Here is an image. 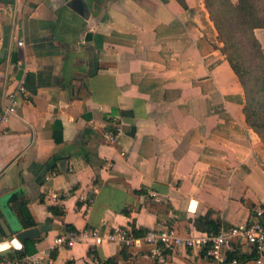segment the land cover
<instances>
[{
  "label": "crops",
  "instance_id": "crops-1",
  "mask_svg": "<svg viewBox=\"0 0 264 264\" xmlns=\"http://www.w3.org/2000/svg\"><path fill=\"white\" fill-rule=\"evenodd\" d=\"M222 47L205 0H0V113L20 84L30 96L0 123L2 260L214 264L106 236L241 226L264 206V142ZM12 227L40 235L22 243ZM88 227L101 243L55 245Z\"/></svg>",
  "mask_w": 264,
  "mask_h": 264
},
{
  "label": "built area",
  "instance_id": "built-area-1",
  "mask_svg": "<svg viewBox=\"0 0 264 264\" xmlns=\"http://www.w3.org/2000/svg\"><path fill=\"white\" fill-rule=\"evenodd\" d=\"M22 45L23 41L20 40ZM29 92L24 84H20L8 95V105L0 113V123L11 115L18 113L20 104L29 100ZM113 133L108 138L113 139ZM58 199L60 194H53ZM95 238V244L101 243L103 236L97 228H84L80 231H69L55 239V245L72 244L77 240ZM106 238L118 241L128 248L132 246H147L150 257L157 262H164L169 252L179 249H193L212 260L214 264H243L240 251L244 246L258 254L257 264H261L264 257V206L253 208L248 222L244 225H221L219 229L195 230L182 234L174 224L164 223L161 227L151 228L142 236H134L131 231L115 227ZM40 260L34 255H25L21 258L13 256L6 258L0 264H34ZM49 264H55L49 259Z\"/></svg>",
  "mask_w": 264,
  "mask_h": 264
},
{
  "label": "trees",
  "instance_id": "trees-1",
  "mask_svg": "<svg viewBox=\"0 0 264 264\" xmlns=\"http://www.w3.org/2000/svg\"><path fill=\"white\" fill-rule=\"evenodd\" d=\"M205 3L223 42L222 51L245 89L247 121L264 142V49L256 35V29H264V9L258 0H205ZM204 222L206 230H216L210 220ZM13 256L17 255L8 254L3 260Z\"/></svg>",
  "mask_w": 264,
  "mask_h": 264
},
{
  "label": "water",
  "instance_id": "water-1",
  "mask_svg": "<svg viewBox=\"0 0 264 264\" xmlns=\"http://www.w3.org/2000/svg\"><path fill=\"white\" fill-rule=\"evenodd\" d=\"M15 194H12L11 197H15ZM10 200V198H9ZM1 222H3V220H1ZM13 228V232L15 233L16 237L22 242H26L27 239L29 238H35L38 237L40 235L39 229L37 227H30V228H26V229H20L18 227H12Z\"/></svg>",
  "mask_w": 264,
  "mask_h": 264
},
{
  "label": "rangeland",
  "instance_id": "rangeland-1",
  "mask_svg": "<svg viewBox=\"0 0 264 264\" xmlns=\"http://www.w3.org/2000/svg\"><path fill=\"white\" fill-rule=\"evenodd\" d=\"M258 3H259V5H260V7L262 8V9H264V0H258ZM257 33H258V36L262 39V41H263V44H262V46H263V49H264V29H258L257 31H256Z\"/></svg>",
  "mask_w": 264,
  "mask_h": 264
}]
</instances>
